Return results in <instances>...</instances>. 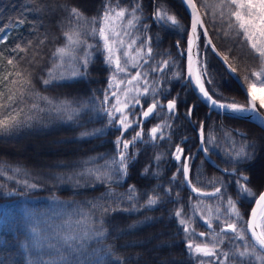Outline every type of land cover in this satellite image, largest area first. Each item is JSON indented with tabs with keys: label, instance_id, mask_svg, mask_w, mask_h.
Listing matches in <instances>:
<instances>
[{
	"label": "trees",
	"instance_id": "trees-1",
	"mask_svg": "<svg viewBox=\"0 0 264 264\" xmlns=\"http://www.w3.org/2000/svg\"><path fill=\"white\" fill-rule=\"evenodd\" d=\"M140 2L143 6L142 23L148 24L149 28L144 32L140 25H137L136 29H128V31L133 36L140 35L142 39L145 36L152 37L149 46L154 49V53L148 65L139 69L128 66L129 71L131 75L137 70L147 71L149 73L147 79L150 82L159 81L158 85L152 86L167 89V92L162 93L158 98L165 104L167 100L177 98V109L175 113H168L166 109H157V115L142 124L144 132L142 142L138 141L134 146L130 145L127 150L131 158L127 175L120 184H111L118 193H124L129 186L134 185L141 194L139 203H143L147 198L143 193H151L157 185H160L156 189L162 197L160 204L153 209H141L139 212L117 211L107 215L105 227L109 236L104 243L113 246L114 255L124 258V264H161V261L166 264H198L197 259L189 255L185 247V234L173 213L183 207L186 214L192 215L193 204L203 201L200 204V209L203 210L205 205L213 204L214 200L197 196L186 184L180 183L183 180L180 174H177L175 182L171 181L173 173L182 163L174 158L176 146L185 149L184 155L191 157L188 161L191 169L190 179L195 187L202 191H213L214 187H221L220 181H222L227 186L228 194L235 198L233 184L235 177L215 166L200 148V122L204 123L205 139L215 137L213 144L204 145L209 148V156L224 169L238 167L251 178L249 186L257 193L264 188V130L246 119H231L215 111L209 112L208 107L192 88L184 86V80L168 81L165 75H170V72L162 74L150 71V67L155 66L156 62L167 59L168 53H171L172 58L180 65H185L186 58L179 55V50L175 46L176 41H180V48L187 47V36L183 32L161 29L154 22L152 13L160 4H164L169 14L176 15L185 26L189 25L190 17L182 0H140ZM117 3L120 7L130 8L133 0H0V28L3 29L0 31V38L5 35L9 37L5 44H0V51H3L5 56L14 55L11 48L15 43L23 44L31 39L34 43L27 58L31 59L33 54L36 58L33 64L26 66L33 72L32 80L36 91L56 99L68 98L77 101H86L93 96L102 97V90L107 87L110 75L109 68L103 62V52H93L92 63L85 77L73 81H57L49 86L43 85L40 78L46 77L44 69L51 65V53L64 43L62 31L68 30L67 13L62 5L77 7L90 18L100 16L106 4ZM203 11L204 9L201 8L202 13ZM21 19L24 23H17ZM205 26L208 27L209 36L217 50L228 55L229 63L238 68L241 77L244 76L246 67L249 70L258 67V63L251 58L245 61L247 49L237 47L236 42L231 39L218 36L208 17H205ZM45 36L48 39L44 44L36 47V43L44 40ZM126 39L130 41V37H125ZM203 41L204 37L201 36L199 43L202 50ZM136 46H139V42ZM229 48H232V51H229ZM205 54L214 81L212 85L206 84V87L210 92L216 89L218 95L214 98L219 99V94H222L227 99L221 102L235 101L246 104L247 98L240 85L229 74L220 59L215 54L208 52ZM6 71H11V68H6ZM150 102L151 98L148 103ZM141 103L143 107L148 106L143 99ZM193 105L195 108L191 117H188L186 113ZM41 106L44 105L41 103ZM25 111L27 112V109ZM261 111L264 113V110ZM136 112L137 117L141 118L139 108ZM28 114L35 117L29 121L28 126L7 135L0 134V165L5 166L4 174L0 175V264H27L24 245L30 242L31 229L37 224L45 230L49 225L56 227V222L67 217L68 214L80 216L74 213H80L81 210L88 212L90 210L88 202L116 206L111 200L98 201V198L108 190L107 183L96 181L94 177L74 176L73 173L81 171L83 162L89 161L92 157H99L101 154L104 159L115 157L118 151L115 141L121 136V132L116 127L107 126V118L103 116L96 117L91 122L87 116H83L77 123L55 113ZM165 121L170 125L163 128L162 135L165 138L161 139L158 134V138L152 141L148 135L149 130ZM95 129H103L102 134L81 136V133H91ZM136 130L139 131L140 128ZM225 133L230 135L225 136ZM240 133H245L246 136H241ZM133 135L135 133L129 129L121 139L129 140ZM250 142L255 143L254 149H248L255 153V159L244 165L231 163L229 153L233 152L232 145L235 144L239 148L242 143ZM157 156L160 157L159 160L155 159ZM104 159H98L95 163L103 164ZM16 167L26 170L29 175L14 173L11 169ZM145 168L149 170L147 174H144ZM154 173L158 175H153ZM57 175L62 176L63 179L57 180ZM69 176L73 178L70 180ZM213 177L218 181L214 186L208 184ZM22 179H29L31 183H37L40 187L25 192L17 183ZM77 179L79 185L76 184ZM169 187L172 189L171 195L165 192ZM177 193H179L178 197ZM251 206L248 202L240 205L245 219L248 218ZM120 207L129 208L130 204L122 201ZM60 210H62L61 214L55 216L54 213ZM96 216H99V212H96ZM146 218L151 220L137 229L128 230L130 225L145 221ZM193 218V226L197 232L209 231L199 216ZM202 239L205 238H197L196 242ZM92 247L96 245L93 243ZM223 247L228 250L231 246L225 243ZM106 264H117V262L113 258Z\"/></svg>",
	"mask_w": 264,
	"mask_h": 264
},
{
	"label": "snow or ice",
	"instance_id": "snow-or-ice-1",
	"mask_svg": "<svg viewBox=\"0 0 264 264\" xmlns=\"http://www.w3.org/2000/svg\"><path fill=\"white\" fill-rule=\"evenodd\" d=\"M182 4L189 11L188 26L182 24L176 15L169 14L164 4L155 9L152 18L161 29H174L187 36L186 48H180V41H176L175 45L179 55L186 58V64L180 65L172 58L171 53H168V58L156 62L155 66L150 67V71L162 74L170 72V75H165L168 81L184 80V86L191 87L199 94L209 112L214 110L231 119H247L264 128V114L261 112L264 110V0H199V3L198 0H182ZM61 7L67 13L68 30L62 31L64 43L51 53V65L44 69L47 75L40 78L42 84L49 86L57 81H73L85 77L92 63L93 52L97 51L104 53L103 62L110 70L108 85L102 90V97L93 96L86 101L56 99L42 95L35 90L33 72L26 66L35 62V54L31 59L27 58L34 42L29 39L23 44L15 43L11 48L14 55L5 56L4 52L0 51V134L7 135L28 126L29 121L35 118L28 113L47 112L77 123L83 116H87L89 122L103 116L107 118V126L116 127L121 136L129 129L135 135L129 140H122L121 136L116 138L118 151L115 157L104 159L103 154L92 157L89 161L83 162L81 171L73 173L74 176L94 177L96 181L107 183L108 190L98 198V201L111 200L116 206L88 202L90 204L88 212L81 210L80 213H74L80 215L79 220L68 219L61 226L49 225L47 230L37 224L31 229L30 242L24 245L25 259L27 264H106L108 260L114 258L117 264H124V258L114 255L113 246L104 243L109 236L105 227V217L117 211L133 213L141 209H153L160 204L162 197L156 190L160 187L157 185L151 193H143L147 198L143 203H139L141 194L134 185L129 186L126 192L118 193L111 184H120L127 175L131 159L127 150L130 145L142 142L144 136L142 124L157 115V109L175 113L177 98L167 100L165 104L158 97L167 92V89L152 86L158 85L159 81L150 82L147 79L149 74L147 71L137 70L135 75L129 72V65L133 69L148 65L154 53V49L149 46L152 37L145 36L142 39L140 35L133 36L128 31L136 29L137 25H140L144 32L149 28L148 24L142 23L143 6L140 0H133L130 8L120 7L118 3L106 4L100 16L90 18L77 7L67 5ZM201 8L204 9L203 13ZM205 17L209 18L218 36L231 39L236 42L237 47L247 49L245 61L251 58L258 63V67L251 70L246 67L245 74L241 77L238 68L229 63L228 55L217 50L209 36V29L205 26ZM17 23L22 24L24 21L21 19ZM216 25L219 27H215ZM0 31L3 29L0 28ZM201 36L204 37L203 50L199 43ZM89 37L95 43H89ZM125 37H130V42H126ZM46 39L47 36L44 40H39L36 47L43 45ZM8 40L9 37L5 35L0 38V44H5ZM138 42L139 46H136ZM228 50L232 51V48ZM206 52L215 54L229 74L240 84L247 98L246 104L235 101L222 103L221 100L227 99L222 94H219V99L214 98L218 95L216 89L210 92L206 87V84L212 85L214 82L210 75ZM21 53L25 55H20ZM8 67L11 71H6ZM142 99L148 104L146 110L141 103ZM137 108L140 109L141 118L137 117ZM194 108L195 105L188 109L186 113L188 117H191ZM165 126L170 127L167 121L152 127L148 133L150 139L155 141L158 134L161 139L165 138L162 135ZM137 128L140 130L137 131ZM102 132L103 129H95L91 133L83 132L81 136H92ZM228 135L230 134L225 133V136ZM240 135L246 136L245 133ZM199 138L202 151L207 154L209 148L204 145L213 144L215 137L205 139L203 122H200ZM249 148L254 149L255 143H242L239 148L233 144V152L229 153L230 162L238 165L251 163L255 159V153L248 151ZM184 152L185 149L176 146L174 158L182 163L173 173L171 181L175 182L177 174H180L183 176L180 183L190 186L191 191L197 196L214 200L213 204L205 205L203 210L200 209L203 201L193 204L192 215L186 214L183 207L173 213L185 234V247L189 255L195 257L198 264H264V191L257 193L250 187L251 178L238 167L222 170L235 177L233 181L235 198L228 194L227 186L222 181L221 187H214L213 191H202L195 187L190 179L191 169L188 161L191 157L185 156ZM98 159H104V163L96 164L95 161ZM155 159L159 160L160 157L157 156ZM89 164L93 166L89 167ZM4 168L5 166L0 165V175L4 174ZM11 170L24 176L29 175L20 167ZM148 171V168H145L144 174ZM72 178L73 176L68 177L70 180ZM56 179L62 180L63 177L57 175ZM217 182V178L213 177L208 184L214 186ZM17 183L25 192L40 187L37 183H31L29 179L18 180ZM76 184L79 185L78 179ZM165 192L171 195V187L165 189ZM176 195L178 197L179 193ZM122 201L129 203L130 207L121 208ZM244 202L252 205L247 219L240 209ZM96 212H99V216H96ZM194 216H199L209 231L197 232L193 226ZM150 220L151 218H146L145 221L130 225L128 230L137 229ZM197 238L205 239L196 242ZM93 243L96 247H92ZM225 243L231 246L228 250L223 247ZM161 264L166 262L161 261Z\"/></svg>",
	"mask_w": 264,
	"mask_h": 264
},
{
	"label": "rangeland",
	"instance_id": "rangeland-1",
	"mask_svg": "<svg viewBox=\"0 0 264 264\" xmlns=\"http://www.w3.org/2000/svg\"><path fill=\"white\" fill-rule=\"evenodd\" d=\"M92 38L91 37H89L88 38V41H89V43H95V41L94 40H92ZM126 42H130L129 40H127L126 39ZM136 46H134V48H135ZM130 67H131V65H129ZM130 72V71H129ZM133 72V71H132ZM134 75H135V73H134ZM130 78V77H129ZM123 87V86H122ZM259 94V93H258ZM222 103H224V102H222ZM146 107H144V109H145ZM130 119H132V117L130 116L129 117ZM62 209H63V207H62ZM61 212H62V210H60V211H58V212H56V213H54V215L55 216H58V215H60L61 214ZM68 219H71L72 221H76V220H79L80 219V216H71V215H69L68 214V216L67 217H64V218H62L61 220H59V221H57L56 223H57V226H61V225H63L64 224V222L66 221V220H68ZM55 221V220H54ZM54 221H52V223L54 222Z\"/></svg>",
	"mask_w": 264,
	"mask_h": 264
},
{
	"label": "water",
	"instance_id": "water-1",
	"mask_svg": "<svg viewBox=\"0 0 264 264\" xmlns=\"http://www.w3.org/2000/svg\"><path fill=\"white\" fill-rule=\"evenodd\" d=\"M239 84V83H238ZM240 85V84H239ZM241 87V86H240ZM195 92V91H194ZM195 94L198 96V98L200 99V97H199V94L197 93V92H195ZM201 100V99H200ZM147 108V107H146ZM146 110V109H145ZM214 111V110H213ZM216 112V111H215ZM262 112V111H261ZM262 114H264L263 112H262ZM247 120V119H246ZM263 130H264V128H262ZM200 148H201V142H200ZM201 150H202V148H201ZM203 152V151H202ZM204 153V152H203ZM205 154V153H204ZM206 155V157L215 165V166H217L218 168H220L221 170H223L224 168H222L220 165H218V163H216L210 156H209V154L207 153V154H205ZM188 186V185H187ZM188 188L191 190V187L190 186H188ZM262 191H264V188L262 189Z\"/></svg>",
	"mask_w": 264,
	"mask_h": 264
},
{
	"label": "flooded vegetation",
	"instance_id": "flooded-vegetation-1",
	"mask_svg": "<svg viewBox=\"0 0 264 264\" xmlns=\"http://www.w3.org/2000/svg\"><path fill=\"white\" fill-rule=\"evenodd\" d=\"M170 100V99H169ZM167 103V102H166ZM147 107V106H146ZM146 109V108H145Z\"/></svg>",
	"mask_w": 264,
	"mask_h": 264
}]
</instances>
